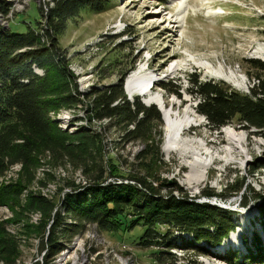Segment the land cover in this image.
Wrapping results in <instances>:
<instances>
[{"label": "rangeland", "instance_id": "374dc122", "mask_svg": "<svg viewBox=\"0 0 264 264\" xmlns=\"http://www.w3.org/2000/svg\"><path fill=\"white\" fill-rule=\"evenodd\" d=\"M17 1L22 3V7L15 10L9 19V33H24L27 26L37 32L48 28L45 18L53 0ZM179 3L183 10L179 9ZM107 4L98 13L83 9L68 17L56 34V50L75 80L80 97L74 109L49 112L48 118L64 133L85 128L100 136L104 182L126 181L116 175L128 179L134 175L143 176L152 185L153 180H157L159 185L156 187L160 188L163 199L171 193L226 210L234 230L222 238L219 245L213 248L205 246L208 254L194 256L192 251L175 248L167 251L166 248L168 241L176 245L192 241V236L187 233L173 232L168 240H162L164 245L144 247L136 238L141 232L139 225L127 223L122 229L112 232L100 231L94 223L79 222L82 227L77 228V221L70 215L66 216L62 202L70 195L82 193L90 185L88 178L81 167L64 158L56 159L55 154L43 150L39 152L34 167L24 170L20 165H14L0 177V190L9 184L25 186L15 201L3 199L0 191V239L12 241L14 247L12 255L0 258V264H228L224 260L227 254L238 259L244 256L242 253L247 247L255 250L254 234L264 247V219L259 214L264 203V131L249 130L236 121L225 126L241 141L239 150H234L227 157L223 152V148L227 149L221 133L223 127L218 131L209 129L205 118L195 111L196 101L187 93L189 83L186 77L195 74L203 81H222L236 91L247 93L258 73L245 60H264V0H109ZM177 13L181 15L177 16ZM43 44L49 48V41ZM138 69L151 79V97H160L172 113L182 115L187 112L196 122L184 132V137L193 138L195 144L209 148L214 157L217 154L218 158L225 156L222 161L216 159L210 163L198 184L186 182L187 177L193 179L197 172L192 170V173L187 167L181 170L183 159L178 149L175 152L165 145V126L158 106L146 103L147 97L129 96L125 92L127 77ZM34 73L42 75L41 70L34 69ZM228 73L240 81L227 80ZM167 81L180 86V97L167 94L159 87L161 82ZM120 82L128 101L132 102L137 97L144 106L157 107L161 114V126L151 131L155 139L161 132L159 153L155 154V149L152 152V160H157L154 169L146 167L153 162L151 157L148 160L136 159L145 149L142 142L125 141L122 138L124 131L110 125L108 119L88 121L86 105L92 91ZM241 182L246 186V195L257 194L263 199L255 202L251 198L246 207H242L241 194L225 202L217 197L203 196L209 192L217 196L227 194ZM174 185L179 190L174 189ZM29 195H40L53 202L56 208L51 218L59 210L62 226L73 227L64 236H58L57 252L50 258H47L50 248L47 237L53 220L47 222L39 212L26 209ZM234 232L237 234L233 243L224 244ZM245 241L247 247L244 246ZM158 250L161 254L157 261Z\"/></svg>", "mask_w": 264, "mask_h": 264}, {"label": "trees", "instance_id": "16d2710c", "mask_svg": "<svg viewBox=\"0 0 264 264\" xmlns=\"http://www.w3.org/2000/svg\"><path fill=\"white\" fill-rule=\"evenodd\" d=\"M108 1L53 0L45 18L48 28L42 29V32L27 26L24 33L11 34L9 28L0 26V177L14 165H20L24 170L34 167L39 152L48 150L56 155V159L64 158L72 165L81 167L90 183L82 193L70 195L62 202L66 216L70 215L77 221V228L82 227L79 222L94 223L100 231L112 232L122 229L127 223L139 225L141 232L136 238L144 247L164 245L162 240H168L173 232L187 233L192 236V241L178 245L168 241L167 251L175 248L195 252L194 256L204 255L208 252L205 246L213 248L219 245L222 238L234 230L226 210L171 193L167 194V199H163L160 188L156 187L159 181L153 180L152 185L143 176L134 175L128 179L116 175L126 181L104 182L100 136L85 128L64 133L48 118L49 112L74 109L80 97L75 80L56 50V34L68 17L83 9L98 13L106 8ZM44 41H49V48L43 44ZM245 62L258 73L247 93L236 91L222 81H203L195 74L186 75L189 83L187 93L196 101L195 111L205 118L209 129L218 131L236 121L249 130L264 131V60L248 59ZM34 69L41 70L42 75L34 73ZM159 87L167 94L180 97V86L176 83L161 82ZM86 112L89 122L108 119L110 125L124 131L122 138L125 141L142 142L145 149L137 160H148L149 157L152 160L153 149L155 154L159 153L161 132H158L157 139L151 136V131L162 124L159 110L154 105L144 106L137 97L132 102L128 101L121 82L93 90ZM152 161L147 168H155L157 160L154 158ZM23 188L25 186L20 184L4 186L0 190L1 197L18 200ZM173 188L179 190L176 185ZM245 189L241 182L227 194L217 196L209 192L203 193V196L217 197L225 202L241 194L242 207H246L251 198L255 202L263 199L257 194L249 197ZM26 201V209L39 212L47 222L53 220L47 237L50 247L47 258H50L57 252L55 245L58 236H64L73 227L62 226L59 210L51 218L56 205L44 197L29 195ZM261 206L259 214L264 219V203ZM12 246V241L1 238L0 258L12 255ZM253 246L255 250L246 246L247 250L244 249V256H239V260L230 254L224 260L228 264H264V247L256 234L253 235ZM160 254L161 251L156 253L157 261Z\"/></svg>", "mask_w": 264, "mask_h": 264}, {"label": "bare ground", "instance_id": "6f19581e", "mask_svg": "<svg viewBox=\"0 0 264 264\" xmlns=\"http://www.w3.org/2000/svg\"><path fill=\"white\" fill-rule=\"evenodd\" d=\"M15 2L18 3L17 0H15ZM50 5H51V3H50ZM4 6H6L5 10H4ZM181 8L183 10V6L179 3V9H181ZM11 9H13V11L10 14L12 17L13 12H15V10L18 9V8H14L13 1L12 0H1L0 1V24H1L0 26L9 28L8 27V25H9V22H8L9 21V15H8L9 13H8V11H10ZM179 15H181V14L177 13V16H179ZM177 16H176V18H177ZM220 74H221V72H220ZM228 74L229 75L227 77V80L228 79L231 81L235 80L234 79L235 76L233 77V74H231V73H228ZM215 75H217V74H215ZM221 76H222V74H221ZM237 79L238 78H236L235 81H238ZM150 82H151V79L147 77V75L145 74V72L142 69L135 70V71H133L131 76L129 75L127 77V79L125 81V92L129 96L134 95V94H138L140 96L147 97L148 100L145 99L146 103L155 104L158 106L159 110L162 113V118H163L164 126H165V134H164L165 135V137H164L165 145L169 146V148H173L174 151L178 149L177 152L180 153L179 155H181V158L183 159V163H181L182 165L180 166L181 170H184L185 167H187L191 170V172H192V170H195L197 172L196 176L193 179H191V177L190 178L187 177L188 180L186 179V182H188L189 184H196V183L198 184L200 181H202V177H204V173L207 172L206 170L209 169L210 163L215 161L216 159L222 161V159H224L225 156L223 158H218L217 156H219V154H217L216 157H214L212 152H210L209 148L206 147V149H205V147L202 144H198V143L195 144V142L193 141L194 140L193 138L192 139L191 138L186 139L184 137V132L186 130H188V128H190L192 125H195L196 122L190 117V115H188L187 112H185L183 114L181 113L182 115H180L178 113H172L170 109H168L164 106L165 104H163V102H161L162 100L160 97H151L150 91L152 90V88L150 87V89H149ZM221 133L224 134L223 137H224V140L226 143L225 146L227 147V149L223 148V152L225 153V155L227 157L231 156L232 153L234 152V150H239V147H241L240 146L241 141L239 140V138L237 137L236 134L230 133V131L227 130V127H223L221 129ZM168 150H170V149H168ZM164 152H165V150H164ZM166 152H168L167 149H166ZM189 158H191L193 160L187 161V159H189ZM177 163H178V161H177ZM173 164H175V163H173ZM188 183H186V184H188ZM36 215H37V213H36ZM236 234L234 232V234H232L231 237H228L225 240V243L224 242L223 243L224 244L233 243V239H234L233 237H235ZM57 259H58V257H57ZM58 262H59V260H58Z\"/></svg>", "mask_w": 264, "mask_h": 264}, {"label": "built area", "instance_id": "2783aa9c", "mask_svg": "<svg viewBox=\"0 0 264 264\" xmlns=\"http://www.w3.org/2000/svg\"><path fill=\"white\" fill-rule=\"evenodd\" d=\"M24 3H25V1H24ZM16 4V5H15ZM14 4V8H19V7H22V3H20L19 1H18V3H15ZM13 11V9H11L10 11H8V15H9V19H11V12ZM1 25V24H0Z\"/></svg>", "mask_w": 264, "mask_h": 264}]
</instances>
